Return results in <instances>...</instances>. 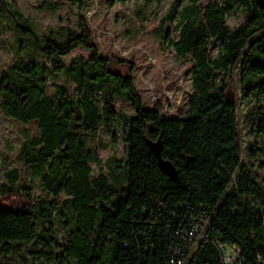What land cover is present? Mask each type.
I'll return each instance as SVG.
<instances>
[{
    "label": "trees",
    "instance_id": "obj_1",
    "mask_svg": "<svg viewBox=\"0 0 264 264\" xmlns=\"http://www.w3.org/2000/svg\"><path fill=\"white\" fill-rule=\"evenodd\" d=\"M69 1L78 8L77 25L62 28L60 39L37 31L17 7L0 0V21L16 36L12 64L0 74V110L18 123H36L40 136L26 140L18 159L25 169L40 170L46 192L11 207L3 199L19 195L15 183L21 177L17 169L6 173L9 184L0 186L1 254L25 248L32 255L50 256L58 246L49 264H173L181 244L179 223L205 213L213 231L207 241L195 238L188 245L183 264H224L219 243L239 247L242 264H264V186L242 162L238 103L229 96L227 83L239 70L244 94L264 95L260 0L207 6L192 0L179 18L183 1L169 6L162 22L177 20L179 39L173 42L168 29L162 38L194 63L190 111L182 118L145 109L133 77L99 55L86 18L87 0ZM47 4L52 10L58 6L52 0ZM234 9L245 15L231 30L226 17ZM216 38L219 55L211 60ZM78 48L92 52L91 58L76 56L63 65L60 60ZM59 76L78 86L76 99L59 84L56 97L48 96L50 79ZM118 98L132 102L135 116L116 108ZM259 123L264 139V114ZM121 124L127 183L119 173L124 160L115 156L106 161L108 173L101 166L94 175L93 163L101 162L84 144L104 128L116 141ZM159 139L163 158L178 170L176 180L164 172L149 145ZM56 217L67 229L63 243L53 236Z\"/></svg>",
    "mask_w": 264,
    "mask_h": 264
},
{
    "label": "rangeland",
    "instance_id": "obj_2",
    "mask_svg": "<svg viewBox=\"0 0 264 264\" xmlns=\"http://www.w3.org/2000/svg\"><path fill=\"white\" fill-rule=\"evenodd\" d=\"M4 1L17 7L28 23L41 33L54 34L62 39V28H76L78 8L69 0H52V4L58 5L54 10L46 7L50 0ZM173 1L127 0L109 5L107 0H87L86 18L92 29L93 42L98 48L99 55L112 59L113 68L117 72L133 77L145 109H161L164 117L182 118L190 111L194 63L190 56L179 55L174 46L165 43L162 38L168 29L173 42L179 39L180 29L177 20L173 23L162 22ZM182 1L178 18L183 9L192 2V0ZM199 4L202 6L223 5V0H200ZM244 15L245 11L242 9L228 11L226 21L229 28L233 30L241 25L244 22ZM4 23V20L0 21V74L12 64V44L16 39L13 30L6 27ZM219 48V38H216L210 47L211 60L218 57ZM76 56L89 59L92 52L78 48L60 61L66 66ZM229 78L231 80L227 82L228 94L238 103L239 133L243 149L242 162L250 168L254 178L264 186V139L259 134V121L264 114V95H255L253 92L245 95L239 70L232 73ZM55 84L70 90L72 97L76 99L78 86L64 76L50 79L47 88L48 96L56 97ZM116 108L129 116H135L133 104L127 98H118ZM116 135L117 140L114 141L110 131L104 128L98 138L85 139V146L96 152L97 159L101 162L93 163L94 175L99 173L101 166L104 167V172L108 173L106 161L112 156L123 160L126 158L123 124L116 131ZM39 136L40 131L36 123L27 125L18 123L0 110V186L9 184L6 173L14 169L20 172L21 177L15 183L19 195L3 199V202L11 207L20 206L25 201L34 202L46 196L41 185L40 170L25 169L18 159L20 149L26 140ZM125 163L124 160L123 167L119 170L124 182L128 174ZM27 192L30 195L29 198L25 194ZM64 199L62 198L61 202ZM55 221L53 236L59 243H63L67 229L58 221V217ZM35 249H41V245L36 246ZM58 250L59 247L56 246L50 256L32 255L25 248L17 253L13 250L2 254L0 252V261L8 264H49ZM48 257L51 258L47 259Z\"/></svg>",
    "mask_w": 264,
    "mask_h": 264
},
{
    "label": "built area",
    "instance_id": "obj_3",
    "mask_svg": "<svg viewBox=\"0 0 264 264\" xmlns=\"http://www.w3.org/2000/svg\"><path fill=\"white\" fill-rule=\"evenodd\" d=\"M213 231L212 220L205 213H198L182 219L179 223V241L181 244L176 247V254L172 258L173 264H183L184 254L188 245L196 238L207 241ZM222 253L224 264H242L244 258L241 249L234 245L218 244ZM233 260V263L231 261Z\"/></svg>",
    "mask_w": 264,
    "mask_h": 264
},
{
    "label": "water",
    "instance_id": "obj_4",
    "mask_svg": "<svg viewBox=\"0 0 264 264\" xmlns=\"http://www.w3.org/2000/svg\"><path fill=\"white\" fill-rule=\"evenodd\" d=\"M259 2L261 6H264V1L260 0ZM149 145L151 149L154 151L155 155L157 156L159 164L161 168L164 170V172L167 173V175H169L170 178L175 180L178 179V170L174 165V163L168 159H164L162 156L163 153L162 141L160 139L156 141L151 140Z\"/></svg>",
    "mask_w": 264,
    "mask_h": 264
}]
</instances>
